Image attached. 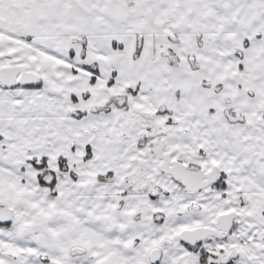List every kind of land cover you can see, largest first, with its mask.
Segmentation results:
<instances>
[{
	"label": "snow or ice",
	"instance_id": "snow-or-ice-1",
	"mask_svg": "<svg viewBox=\"0 0 264 264\" xmlns=\"http://www.w3.org/2000/svg\"><path fill=\"white\" fill-rule=\"evenodd\" d=\"M0 264H264V0H0Z\"/></svg>",
	"mask_w": 264,
	"mask_h": 264
}]
</instances>
